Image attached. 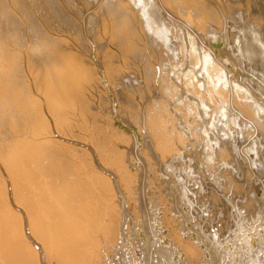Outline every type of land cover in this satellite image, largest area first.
<instances>
[{"label":"bare ground","instance_id":"1","mask_svg":"<svg viewBox=\"0 0 264 264\" xmlns=\"http://www.w3.org/2000/svg\"><path fill=\"white\" fill-rule=\"evenodd\" d=\"M121 252L264 264V0H0V264Z\"/></svg>","mask_w":264,"mask_h":264},{"label":"rangeland","instance_id":"2","mask_svg":"<svg viewBox=\"0 0 264 264\" xmlns=\"http://www.w3.org/2000/svg\"><path fill=\"white\" fill-rule=\"evenodd\" d=\"M254 186H256V185H254ZM257 187V186H256ZM211 188L212 187H208V193H210V196H209V194H207L208 196H209V198H212V195H214V194H217V193H215V190L214 189H212L211 190ZM247 188V190L249 189V187H246ZM244 190H245V186H244ZM214 191V192H213ZM224 193H222V195H223ZM229 195H231V194H229ZM236 197V194H234L233 193V195H232V198H235ZM214 198H215V195H214ZM213 198V199H214ZM213 199H210L209 201L210 202H213ZM243 201V198H240V197H238V198H236V200L237 201H240L241 202V200ZM245 200V199H244ZM218 205L220 206L221 204H220V202L217 204V207H218ZM204 208H202L201 210H203ZM215 223H217V222H215ZM221 223H219V225H220ZM139 246V245H138ZM138 248H140V246L138 247ZM137 248V249H138ZM139 250V249H138ZM124 251H126V250H124ZM121 255H122V258H123V261L122 262H124L125 264H138V263H136V261H133V260H131V257L130 258H128V256L126 257V255H127V252H124V253H122L121 252ZM125 256V257H124ZM137 256H138V259H139V257H140V260H142V258L144 257V255H142L141 253H138L137 252ZM142 257V258H141ZM128 258V259H127ZM127 261V262H126ZM144 260H142V262H143ZM164 264H167L166 262H163ZM123 264V263H122Z\"/></svg>","mask_w":264,"mask_h":264}]
</instances>
